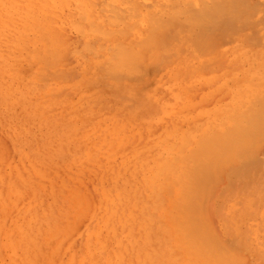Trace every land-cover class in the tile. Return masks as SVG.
Returning a JSON list of instances; mask_svg holds the SVG:
<instances>
[{
	"label": "rangeland",
	"instance_id": "374dc122",
	"mask_svg": "<svg viewBox=\"0 0 264 264\" xmlns=\"http://www.w3.org/2000/svg\"><path fill=\"white\" fill-rule=\"evenodd\" d=\"M27 1L0 0V264H186V258L174 245L173 222L167 215L172 204H177V207L172 205L174 214L182 217L185 223L181 224L187 226V230L194 225L196 230L198 228L199 233L192 234L203 236L205 231L204 237L208 238L206 232H211L208 235L213 236V240L209 239L212 241L208 247L214 248L210 250L218 258L210 256V264H217L216 261L229 264L227 260L233 257H236L235 264H264V144L260 146L259 141L248 156H235L238 164L243 157L247 158L242 164L237 165L236 161L231 168L224 165V169L215 174L217 177L210 175L211 185L209 181L207 184L192 183L187 185V190L182 187L177 197L169 193L170 188L153 186L154 182H149L152 173L149 159L155 151L151 150L180 131L187 133L190 124L181 121L179 115L163 119L161 114L165 103L174 99L173 85L167 74L171 62L159 59L152 65L140 63L143 70L138 73L124 63L126 68L121 67V70V65L114 61L118 55L110 59L113 55L106 49L112 50L116 37L78 36L77 29L65 23L58 29L65 54H59L63 58H59L50 70L40 69V76L25 56L27 52L20 51L16 42L8 38L14 28L11 25L23 23L25 18L29 20L33 1L30 0L32 4ZM102 1L98 0V7L104 10L98 13H105L104 17H112L107 14L108 10L111 13L110 10L115 11L119 6V12L127 3ZM139 1L145 3L141 7L146 5L149 11L154 9L151 0ZM192 1V6L199 8L201 1ZM220 1L228 3L229 0H207L202 7L215 9L213 6ZM233 1L236 6L239 4ZM245 1L251 4L255 0ZM256 1L255 6L242 10L240 8L245 6L240 5L235 8L239 10L228 12L234 8V3L226 5L228 11L223 7L225 14L234 16L232 20L222 15L211 16L212 13L209 17L206 15V28L213 26L212 31L207 29L210 30L208 39L222 37L226 29L224 23L230 25V21L234 27L244 24L245 27L239 29L249 37L258 29L264 31V24L246 28L254 21L264 20V0ZM185 3L187 11L190 5ZM175 7L176 4L171 9L176 10ZM204 9H200L201 12ZM244 10L249 12L244 13ZM251 14L257 18H251ZM237 23H241L240 26ZM65 35L68 37L64 38ZM254 35L243 49L255 50L258 54V39L263 41L264 37ZM174 36L169 34L170 40H176ZM223 37L220 39L225 40ZM236 38H244V35L235 34L232 41L229 38L226 44L222 42V49L230 47ZM85 42H89L87 46L91 50L93 45L95 56L91 50L86 52ZM113 49L116 51V47ZM206 62L209 64L206 68L199 69L198 63L194 65L197 74L220 73L223 69V65L220 67L223 61ZM108 68L117 71H108ZM146 68L152 72H147ZM232 69L238 66H231L234 73L237 70ZM126 71L131 72L128 75ZM200 87L185 97L187 105L207 113L215 109L218 101L219 106L224 104V96L217 91L210 95L212 99L208 98V102H202L204 91L201 90L208 86ZM196 121L203 123L204 119L198 116ZM122 123L123 132L116 133L117 125ZM102 132L112 142L110 146L101 138ZM189 189L192 192H188ZM193 201L198 202L197 206ZM189 204L191 206L187 207ZM190 209L194 213L192 217ZM221 242L233 252L228 254L231 251L226 253L225 247L219 248L223 245Z\"/></svg>",
	"mask_w": 264,
	"mask_h": 264
},
{
	"label": "bare ground",
	"instance_id": "6f19581e",
	"mask_svg": "<svg viewBox=\"0 0 264 264\" xmlns=\"http://www.w3.org/2000/svg\"><path fill=\"white\" fill-rule=\"evenodd\" d=\"M31 1H33L32 2L33 7L31 5L33 9H32V13H30L31 15L29 20L25 18L26 20H24L23 23L11 25L14 28L13 31L9 33L8 38L9 40L11 38L13 41L16 42L18 46L17 48H19L20 51L25 50V52H27V55L25 56L28 57L30 65L34 67L36 73L40 74V76L42 74V72L39 71L40 69L43 68L44 70L46 69V71L50 70V67H52L54 63H56V61L59 60V58H63L61 56L59 57V54L61 55L63 49H61L60 46V42H59L60 34L58 29L61 25L65 23L75 27L78 30L77 31L75 29L76 32L79 34L78 36L84 35L88 37L92 34H96L101 36L103 39L116 37L115 38L116 43L113 44L114 47H112V50L109 47L108 48L106 47V49L107 51L110 50L115 53L112 54V52L109 51V54L113 55L111 57L109 56L110 59H113V57L115 58L118 55L117 59L115 58L114 61H116L119 64V66L121 65L120 68L124 67L125 69L126 66H124L125 65L124 63H126V65H128L127 68H129L130 66L131 71L133 70L136 71L134 73H138L140 69L143 70L142 68H140V66L143 67V65H140V63L146 65L148 64L152 65L155 64L156 61H158L159 59H161L163 62L166 61L171 62V67H170L171 69L167 72V74L169 81L173 85L174 99L165 103L161 114L162 116H164L163 119L164 118L171 119L174 116L179 115L181 121L184 120L185 122L190 124H188L189 128L186 130L187 133L183 132L184 130L180 131L175 135H173L171 139L165 140L163 144H161V146L157 144L154 147L155 150H151V151H155L154 154H152L149 159V163L152 169V173L149 174V182L150 183L154 182L153 186L157 185L158 188L162 187L164 189L166 187L170 188L171 191L169 193L177 197L179 196L180 194L179 191L180 189H182V187L185 186V190H187L188 189L187 185H190L192 183L197 184L198 182V184H201L202 182V184L203 183L207 184L208 182L206 181L209 180L211 181V178L218 171L220 172L222 168L224 169V165H227L229 168H231V165L233 163H236V161H238L235 158V156L239 154H245L246 156H248L250 154L251 149L259 141H260V146L262 145V143L264 144V38L263 41H260V38L258 39V44L260 46L258 54L257 51L255 50L243 49V46H245L250 41L249 38L255 36L254 34L257 33V37L260 35L264 37V31H262V28L258 29L257 31L255 30L256 32L254 31L255 33H253L252 37H249L246 34H242L243 29L241 30L239 28H241V26L243 27L244 24L240 26L241 23L238 24L240 20L238 21L237 19L236 20L238 21L237 24L240 27H236V26L234 27L231 21H230V25H226V23H224V26L226 27V29H224L225 32H223V36H225L226 38L225 40L220 39L223 37L222 35H221L222 37L220 38L208 39V33L213 28V26H209L210 30H207L209 29L206 28L207 19L204 18L206 17V15L207 17H209L210 14L212 13L211 16L222 15V17H226V19H228L231 16V14L229 16L228 13L230 12V10L232 9L239 10L235 8H238V6L240 7V5L241 6L243 5V7L245 6L244 8L241 7L240 10L245 8L247 9L251 5L253 7L256 4H258L256 0L252 1L251 4L248 3L249 1L246 2L245 0H241L243 2L242 3L241 1L236 0L239 3L237 4V6H236V2L234 3L233 0H231L232 3L230 2V0L228 1V3H224V1H220L219 5H216V7H218L217 9L215 5L213 6V8L215 9H212L211 6H207V5H206L207 7L205 6L202 7L204 3L206 4L207 0L206 1L204 0L205 2L203 0H199L201 1L200 2L201 4L199 3V1H197L196 3L200 4V5L198 4L199 8H197L196 6L197 9L194 8L195 6L194 7L192 6L194 5L192 0H191L192 2L191 1L188 2L185 0H151V2H153L154 5V9L151 11L145 9L146 5L145 8L141 7V5L144 6L143 4H145V3L143 4L140 3L143 1L120 0V2L122 1L121 3L123 2L125 3L127 2V3L124 5V7H122L119 10V12H118L119 6H117L115 11L110 10L111 13L108 12L109 11L108 10L107 14L108 15L112 14V17L111 16L104 17L103 15L105 13L104 14L98 13V10L99 11L104 10V7L103 8L101 6H100L101 8L98 7L99 6L98 0H31ZM31 1L30 0L27 1L28 4ZM100 1L103 2L102 0H99V2ZM113 1L117 3V0H107V2H113ZM258 2L260 3V1ZM148 3L150 5V2ZM148 3L146 2V4ZM184 3L186 4V6L187 3L190 5L189 6L190 10L188 9L186 11ZM215 3L218 4V2ZM233 3L235 4L233 5L234 8L231 7L228 11V9L225 8L227 7L226 5H231ZM174 4L177 5V7H175L176 10H173ZM207 4L209 5V3ZM149 5H147V8H149ZM246 5L248 6L246 7ZM113 6L114 8L116 7L115 5ZM171 7L173 9H171ZM223 7L228 11L226 12V14L224 13L225 11ZM191 8L192 9L194 8L193 10L196 11L197 13L196 12L194 13ZM203 8H205L204 9L205 11L202 10L204 13L201 12L200 10ZM219 8L221 11L219 10ZM214 10H219V11H215L216 12L215 14ZM249 10L246 11L244 10V13L247 11L249 12ZM131 12H133V14ZM114 14L116 16H114ZM223 14L225 15L223 16ZM233 17H234L233 15L232 17H230L231 20L233 19ZM250 17L253 19L257 18L253 14H251ZM226 19H224L225 22ZM263 24H264V20L261 18L260 21H254L250 23L248 26H246V28L248 29L251 27H259ZM110 25H113V27L111 28ZM215 26L218 27V25ZM220 26L218 28H220ZM169 34L171 36L175 35L176 37L175 36L174 37L176 38V40H170ZM235 34H237V36L244 35V38H236L235 41L232 42V45L230 47L224 48L226 51L223 50L222 49L223 48L222 45H224L223 43L225 42L226 44L228 41H230L232 37L235 36ZM66 37L68 36L65 35L64 38ZM94 39L95 38H93V40ZM232 40L233 39H231V41ZM253 40L254 43L256 44L257 42L255 38H253ZM89 41L91 42L92 40ZM219 43L220 45L218 46ZM88 44L89 42H87V44L85 42V46L87 47V48L85 47L86 52L87 51L89 52L91 50V48L87 46ZM67 46L68 43L66 47ZM104 46L105 45L103 44L102 47ZM115 47H116V51L115 49H113ZM92 50H93V45H92ZM68 52L70 53V51ZM75 52H77V50ZM95 53L92 55L95 56ZM63 54H65V51ZM247 54L250 55L248 56ZM163 57L165 58V60L163 59ZM208 60L215 61V63H219L223 61L221 62L222 64L220 63L221 66L218 64L220 67H222L223 65L222 71H220V73L209 72V73L197 74L196 73L197 71L194 70V65L198 63L200 66L199 69L201 67L206 68V66L209 65L208 62H206ZM24 61H26V58ZM119 62L122 63L120 64ZM117 63L115 65H118ZM245 64H247V67H244ZM96 65L100 66L101 64L97 63ZM234 65H237L238 69H232V70H237L236 72L233 73L231 72V66ZM108 67H110V65ZM167 67L169 66L167 65ZM110 68H108V71ZM137 68L139 69L137 70ZM102 69L103 68H101V70ZM122 69L123 68H121V70ZM146 70L144 72V75L146 73ZM115 71L112 70V72ZM147 72L150 73L152 71L147 70ZM109 73L113 74L111 73V71ZM116 73L118 74V72ZM197 86H202L200 87V89L206 88L205 86H208L206 90H201V92L204 91L201 100L202 102L204 103L206 101L208 102V98L210 97V95L214 94L215 91H217L222 96H224L225 99V101L223 102L224 104H221L219 106V104H217L219 102L218 101L215 104L216 106L215 109L207 113L201 112L196 108V106L191 107L187 105L186 103H188V100H186L185 97L188 98V96L191 95L192 92H194ZM210 99L212 98H209V100ZM198 116H201L204 119L203 122L204 124L197 123L196 119ZM124 127H125L124 123L117 125L115 132L116 133H120V131L123 132ZM101 136H102L101 138L106 141V143L105 142L104 143L109 144L110 146L112 142H109L107 140L106 134L102 132ZM262 140L263 142H261ZM245 158L246 157H243V160L241 161L240 164H242L243 161L247 160V158L246 159ZM248 162L250 161H247V163ZM132 163L134 164V162ZM238 163L239 161L236 164L240 165ZM134 165H137V163ZM213 172L215 173L212 174ZM236 173H234V175ZM210 175H212L211 178ZM211 182H213V179ZM189 190L188 192H192L191 190L190 191ZM198 191L200 193L199 188ZM184 197L187 198L188 194L185 193ZM201 197L200 199H202ZM197 201L195 202L193 201V205L197 206L198 204ZM200 203L201 201L199 202V205ZM172 205H171L172 209L170 208L169 210L168 208L169 213H167V215H169L170 221L172 220L173 222V224H171V227L175 232L174 245L175 247L178 248V252L183 254V256L186 258L187 261L186 264H210L212 258L216 256L215 252H213L215 254L212 253L214 248L208 247L209 242L213 240V236L209 237L210 235H208L209 233L211 234V232H206L208 233L207 234L208 238L204 237L205 231L202 232L204 235L203 236L200 235L201 237L195 235V233L192 234V232H196L198 228L196 230V227H194L195 226L194 225L191 227L190 230H187L186 229L187 226L184 227V225H182L185 223V221L184 220L182 221V217H179L177 213H176L177 215L174 214L175 209ZM174 206L177 207V204ZM188 206L191 205L189 204L187 205V207ZM177 210L178 208L176 209V212ZM190 210L192 211V209ZM191 211L190 213L192 214H190L191 215L190 217H192L194 214L193 211L192 212ZM175 215L178 216L179 219L181 218V220L175 218L176 217ZM171 216L174 219H172ZM176 219H178L177 221L179 223L176 221ZM193 227L195 229H193ZM213 242L215 243V241ZM224 242L226 243V241ZM222 244H223L222 247L219 248L222 249L223 247H225L224 250L226 251V253L231 251L229 248H227V246H225L224 243ZM213 247H215V245H213ZM210 249H212V251ZM235 249L236 248H234L233 250ZM232 252L233 251H231L228 254H231ZM233 255L235 254L233 253ZM233 255H231V257ZM210 256L212 258H210ZM235 258L234 257L231 258L232 261L234 259V262H232L231 259L228 258L227 261L230 260L229 262L235 264ZM215 260L217 259L215 258ZM215 263L218 264L219 262L216 261Z\"/></svg>",
	"mask_w": 264,
	"mask_h": 264
}]
</instances>
